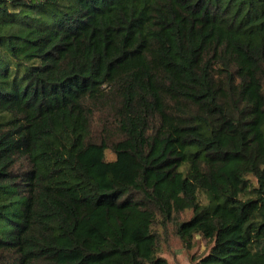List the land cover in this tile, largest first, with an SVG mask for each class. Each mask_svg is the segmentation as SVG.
<instances>
[{
  "label": "trees",
  "instance_id": "trees-1",
  "mask_svg": "<svg viewBox=\"0 0 264 264\" xmlns=\"http://www.w3.org/2000/svg\"><path fill=\"white\" fill-rule=\"evenodd\" d=\"M169 226L264 264V0H0V264H169Z\"/></svg>",
  "mask_w": 264,
  "mask_h": 264
},
{
  "label": "rangeland",
  "instance_id": "rangeland-1",
  "mask_svg": "<svg viewBox=\"0 0 264 264\" xmlns=\"http://www.w3.org/2000/svg\"><path fill=\"white\" fill-rule=\"evenodd\" d=\"M109 159H114L111 152H108ZM188 215L181 216L180 220L187 219ZM159 239L162 255L169 264H193V257H201L208 253L210 246L207 241L201 237H196L192 243L191 249H187L184 244L176 237L173 226L168 228H155Z\"/></svg>",
  "mask_w": 264,
  "mask_h": 264
}]
</instances>
